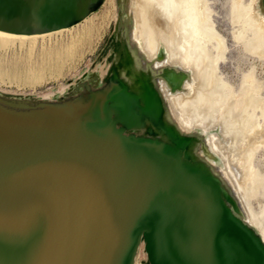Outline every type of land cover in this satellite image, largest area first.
<instances>
[{"label":"water","instance_id":"water-1","mask_svg":"<svg viewBox=\"0 0 264 264\" xmlns=\"http://www.w3.org/2000/svg\"><path fill=\"white\" fill-rule=\"evenodd\" d=\"M94 111L0 120V264H130L141 235L151 264H245L207 183Z\"/></svg>","mask_w":264,"mask_h":264},{"label":"bare ground","instance_id":"bare-ground-1","mask_svg":"<svg viewBox=\"0 0 264 264\" xmlns=\"http://www.w3.org/2000/svg\"><path fill=\"white\" fill-rule=\"evenodd\" d=\"M66 1L73 6L76 14L81 15L82 20L87 16L85 13H87L88 8H91L95 0H64V3ZM258 1L252 0L251 2H254V4L256 2L257 4L253 5L259 7ZM125 2L129 7L131 0H125ZM134 3H136L135 8L137 10H134L133 13L135 14L136 12L137 16V13L140 12L139 16H137L138 18L142 12L145 13L143 15L147 21L144 19L141 23L145 21V24H148L146 26L142 24L145 28L141 24L140 26L144 30L146 27H150V30L149 28L147 29V33L145 31L147 34L145 36H148V38L146 37L147 40H145L140 37L141 34L139 35L137 32L139 30L136 28L138 26L136 22L138 21L135 20V18L137 20L138 18H134L133 13L129 12L123 25L119 24L114 29L108 51V58L111 61L108 68L110 81L102 90H90L84 96H81L76 104H73L72 101H66L44 109L32 108L29 112H16L0 106V120L5 118L40 120L63 116L73 112L78 115L87 114L95 110L92 114L94 116L101 114L103 117L108 116L111 118V114H115V116L119 117V120H126L121 131L131 126L139 127L141 135L144 137L142 139L145 145L162 154H168L175 160L180 169L186 170V172H189L188 174L196 176L207 183V188L212 195L211 197L215 196V203H217L218 207L235 222V229H237L240 238L244 240L248 249L244 253V257H242L244 263L264 264V216H257L254 212L253 214L252 212L249 213V210H246L252 207L248 208L250 202L248 201L247 203L246 200L254 198L257 191L255 189L251 190L249 187V194H245L247 192L246 189L245 193H243L245 194L244 196L248 197L243 201L244 197L241 195V191L244 190L245 185L243 186L240 183L243 176L238 173V169L232 168L230 163L227 164L221 160V152L223 151H221L220 144L216 139L218 136L215 137V135L208 132L210 130L207 124L208 115L220 113L219 111L223 109L228 99L225 98L224 94L218 92L219 95H216V93H212L210 90L208 98H205V100L208 99L207 103H209V105L206 104L208 105V108L206 107L207 109H205L207 111H200V116L192 115V112L195 110L190 115V112H187L186 108L183 109L186 104L185 102H183L185 104L182 103L183 107L180 106L182 105L180 104L181 96H191V84L196 81L194 79H199L198 77L195 78L198 75V69H195V67L198 65H196L197 60L194 59V51L198 49L206 51L210 42H213L214 51L216 52L215 57L211 58L209 62L215 74L209 79H205L210 82L208 84H212L213 80L216 81L219 78L216 69L225 56L226 46L224 44L226 43H224L223 36L217 31L215 22L212 20L210 11L211 2L210 0H137ZM62 5L63 3L52 7L51 0H0V18L6 26H12L17 30L0 28V78L3 79L2 82L4 81L5 84L9 83L12 87L14 84L18 88L28 87L36 90V88L49 82L51 79L58 80L66 76V71H64L66 69L64 63L65 56L78 55L79 48L81 46L85 47L86 44L83 45L79 34H75L76 31L73 27H59L61 24L50 17V14L57 12L62 14L69 10ZM250 5L244 3L243 0H233L232 12L236 16V19H242ZM258 9L264 15L263 8ZM141 19H143L142 16L140 17ZM253 25L252 27H254ZM244 26L249 27V23L248 25L244 24ZM141 33L143 34V32ZM165 33L172 34L173 36L170 37L172 39L176 37V34L179 36L177 37L178 40L175 38L177 42H174L172 47L167 44V41L163 43V40L160 42L161 40L157 39ZM66 34L71 36L72 40L69 44L66 43V47H61L63 46H60L61 39H64ZM256 37L254 38L258 39ZM237 39V42H240L239 39L241 38ZM263 39L261 40L263 41ZM95 40L94 42H96ZM54 41H56L55 46ZM257 41V45L262 43L260 40L258 41L259 43ZM258 46L264 45L262 43V45ZM202 72L200 73L199 71L198 73H206V71ZM202 79L204 78L202 77L199 81L197 80V83H201ZM114 84H117L119 90L116 92L115 104L111 106L102 95H105L104 93L109 91L111 85ZM203 86L205 87L204 84ZM217 91L220 90L218 89ZM217 91L213 90V92ZM204 101L202 100L201 102ZM188 102L192 103L193 106L194 101ZM195 102L197 105L198 101L195 100ZM9 103L11 104V102ZM15 103L12 105H15ZM198 104L206 106L203 103ZM20 105L25 106L23 107L24 109L30 108L28 104L21 103ZM251 108L253 109V106ZM200 110L202 109L200 108ZM228 112L232 116L233 108ZM228 112L226 111V113ZM210 117L212 118V116ZM213 117L215 118V116ZM244 119L245 125L243 124L242 129L240 131L237 129V131L241 135L239 141H241L242 147H244L243 145L246 146V144L247 146L244 147L246 148L245 153L242 152L244 153L243 158L240 157L242 154L238 152V155L240 154L239 159L242 160V163L238 162L241 167L233 165L235 168H240V170L255 155L256 151L261 146H264V132L258 131V128H260L258 118L253 114H247ZM212 125L211 123L210 126L212 127ZM226 140H229V138ZM248 141L252 142V144L248 143ZM236 158L234 159L236 160ZM246 168L243 167V169L247 170ZM256 175L259 174L257 173ZM257 178L259 179V177ZM260 185L261 181L258 187ZM250 191H253L252 194H250ZM242 201L245 202L246 205H244L246 207L248 206L247 208H244ZM232 230L234 231V229ZM146 244L148 246L147 240ZM135 250L132 259L135 257ZM132 259L130 264H133Z\"/></svg>","mask_w":264,"mask_h":264},{"label":"rangeland","instance_id":"rangeland-1","mask_svg":"<svg viewBox=\"0 0 264 264\" xmlns=\"http://www.w3.org/2000/svg\"><path fill=\"white\" fill-rule=\"evenodd\" d=\"M133 1L136 2L137 0H131L129 7L126 4L125 0H98L96 3H93L91 5V12L84 19L79 21L77 24H74L73 26H71L76 31L75 34L76 35L79 34L83 45L85 44L86 45L85 47L81 46L79 48L80 51L77 53L78 55L65 56L64 63L66 65V69L64 71H66L65 72L66 76L61 77L58 80L51 79L49 82H46L45 84L36 88V90L33 88H28V87L18 88L17 85H14V84L12 87V85H10L9 83L5 84L4 81L2 82L3 79L0 78V81H1L0 82V106L8 110L9 109L14 110L16 112H26V111L29 112L32 108L44 109L49 106H53L54 104L64 103L66 101H72L73 104L74 103L76 104L77 100L81 96H84L90 90H94V91L102 90L110 81V76H109L110 72L108 68L111 64V61L108 58V51H109L111 39L113 37L114 29L119 24L123 25L126 18L128 17L127 14L129 12L133 13L134 10L135 11L137 10V8H135L136 3H134ZM251 1L252 0H243L244 3L249 4V5ZM255 1L257 2V0ZM259 1L261 2L259 3ZM259 1H258L259 7H257V5L254 6L255 4H257L256 2L255 4L254 2L253 3L251 2V5L254 4L253 5L254 7L253 6L251 7L250 5L248 7L249 9L247 11L245 10L246 12H245L244 17H242V19L240 18L239 20L238 18L236 19V16L232 12L233 0H210L211 2L210 11H211L212 20L215 22L217 31L221 34V36H223L224 43H226L224 44L226 46L225 56L223 60L220 62V65L218 66V68L216 69V73L218 74L219 78L216 81L213 80L211 82L212 84H208L210 82L207 79H209L213 74H215L212 71V67L209 64V62L211 61V58L215 57V54H216V52L214 51L213 42H210L208 44V49L206 51L204 49H198L194 51V59L197 60L198 62V63L196 62V65L198 66H196L197 68L195 67V69H198V72L200 71V73L204 70V72L206 71V73L200 74L197 72L199 76L195 73L197 75V76L195 75L196 76L195 78L198 77L199 79H194V81L195 80L196 81L193 84H191L193 89L190 88V93L192 94L191 96L189 95L181 96L180 104L185 102L186 104L183 103L185 104L183 109L186 108L187 109L186 111L190 112V115H191V112L195 110L192 112V115L200 116V111H203V112L207 111L205 109L208 108L207 106L209 105V103H207L208 99L205 100V98H208L207 96H209L208 94L210 93L209 92L210 90L212 91V93H216V95L217 94L219 95V93L224 94L225 98L228 99L226 100L227 102L225 101L226 105L223 107V109H221L222 111L221 110L219 111L220 113L217 112L218 114L214 113L212 115L211 113L210 115H208L209 117H208L207 124H208V128L210 129V130L208 129L209 130L208 132L209 134L215 135V137L218 136L216 139L218 140V143L220 144L221 151H223L221 152V158H222L221 160H223L227 164L230 163L232 168L236 170L238 169L237 170L238 173H240L243 176V179L240 182L241 185L243 186L245 185L244 190L241 191V195H243L244 197L243 201L247 199L248 196L246 197L244 195L249 192V189L251 190L255 189V191H257L256 196L254 198H252L251 200H246L247 203L248 201L250 202L249 205L247 204L249 207L248 206L247 207L250 208V206H252L250 209H246V210L247 211L249 210L248 211L249 213L254 212L255 215L257 216H264L263 214L264 213V146H261L258 149V151H256L255 155L252 158H250V160H248L249 162L245 163L246 165L243 167L246 168L247 166L246 168L247 170L243 169V167H242V170H240V168L234 167V166H239L240 165L239 163H242V160L239 158L244 157V153L246 149L244 147L247 146L246 144V146L243 145L244 147H242L241 141H239L241 138V135H240V132H238L240 131V129H242L243 124L245 125L244 118L247 116V114L249 115L253 114L258 118V123L260 125L259 126L260 128H258V131L264 132V129H263L264 128V46H261V47L258 46V45H262V43L264 45V39H263L264 37V28H263L264 27V21H263L264 15L263 13H261L260 9H258V8H263L264 10V0H259ZM139 14L140 12L137 13V16H139ZM143 14L145 13L142 12L140 17L142 16L143 19L140 20V17L138 18L136 16V12L135 14L133 13L134 18L135 17L138 18V20L135 18V20L138 21L136 22L138 24L136 28H138L139 30L137 32L139 33V35L141 34L140 35L141 38L147 40L148 36H145V35H147L146 34L147 29L149 28L150 30V27L148 26L146 27L145 30L143 29L145 27H143L142 24H145L146 23L145 21H147L146 17H144ZM246 18L249 19L248 22ZM144 19L145 21L141 23V21H143ZM239 22H240V25H239ZM248 23H249V27L244 26V24L248 25ZM140 24L143 28L140 26ZM147 24H145V26ZM96 25H97V28H96ZM252 25L254 27H252ZM250 27H251L250 29L251 32L249 30ZM140 31L143 32V34ZM255 33L257 37L255 36ZM96 35L98 36L96 37ZM172 36H173L172 34L170 35V34L165 33L157 39L161 40L160 42H162L163 40V43H166L164 41H167V44H169V46L171 45L172 47V45H174L173 43L177 42L176 41L177 37H179L176 34V37H175L176 39L175 38L172 39L170 38ZM254 37L258 39H255ZM260 37L261 39H263V41L260 39ZM237 38H241L239 39L240 42H237L238 41ZM71 40H72V37L66 34V37L64 39H61L60 46L61 45H63L61 47H64L65 45L67 46V44H69ZM94 40L96 42H94ZM171 40L172 41L175 40V41L172 42ZM250 40L252 41V43ZM257 40L258 41L260 40V42L262 43L257 45L256 43ZM55 45H56V41H54V46ZM66 62L69 64H67ZM204 75L205 76L207 75V76L205 77ZM201 76L204 79H202L201 83L200 82L197 83V80L199 81L200 78H202ZM203 80L205 83L203 82ZM202 83L205 85V87L203 86ZM218 89L220 91H217ZM118 90H119V87L117 86V84L111 85V87L109 88V91L104 93L105 95H102V97L105 100H107L111 106H113L115 104V100L110 98V96L112 94H115ZM213 90L217 92H213ZM178 99L180 100V98ZM195 100L198 101L197 105H196ZM202 100L203 101L205 100L206 102L205 101L201 102ZM188 101H192V102L194 101L195 103L193 102V106H192V103H189ZM9 102H11V104ZM15 102H17L18 104ZM13 103H15V105H12ZM21 103H24L25 105L27 104L30 105V108L24 109L23 107L25 106L20 105ZM198 103H203V105H206V104L208 105L202 106ZM233 103H235L236 105ZM183 104L180 106L183 107ZM252 106H253V109L251 108ZM246 107L248 108L246 109ZM200 108L202 110H200ZM230 108L231 109L233 108L232 116L230 112H228V111H231ZM246 110L249 112L247 113ZM226 111L230 115L226 113ZM223 115L225 116L223 117ZM210 116H212V118ZM213 116H215V118ZM222 117L224 120L222 119ZM111 119L117 122V123L115 122V124L119 130L121 129L123 130V126L125 125L126 120L125 121L123 119L119 120V117L115 116V114H111ZM211 123L213 124L212 127L210 126ZM123 134L129 138H135V139L144 138L141 135V129L136 126L125 128V130L123 131ZM228 138L229 140H226ZM248 143L252 144V142L250 141H248ZM231 152H234V153H231ZM238 152L242 154V155L239 154L240 157L238 155ZM225 154L227 157L225 156ZM232 154H233V157H232ZM228 158L230 159V161ZM234 158H236V160ZM257 173L259 175H256ZM255 176L259 177V179ZM250 177H251V180H250ZM248 179L250 180V182ZM260 181H261V185L260 187H258L260 184ZM246 184H248V186H246ZM246 189H247V192L245 193L244 191ZM252 192L250 194H252ZM244 204L245 202H243L244 208H247L245 206L246 204L245 205ZM135 251H136L134 255L135 257H133L134 261L132 259L133 264H151L149 254L147 252V244H146L145 236L143 235L139 236V241H138L137 248Z\"/></svg>","mask_w":264,"mask_h":264}]
</instances>
